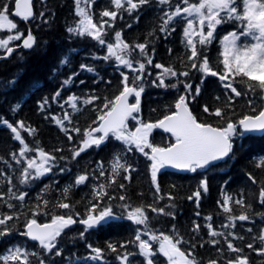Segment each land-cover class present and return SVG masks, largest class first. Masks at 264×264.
Instances as JSON below:
<instances>
[{"label":"trees","instance_id":"obj_1","mask_svg":"<svg viewBox=\"0 0 264 264\" xmlns=\"http://www.w3.org/2000/svg\"><path fill=\"white\" fill-rule=\"evenodd\" d=\"M189 2L196 3L198 0ZM175 3L183 5L182 0H170V6L161 5L157 0H149L136 10L128 11L125 4L114 21L101 16L105 10H116L112 0H94L91 10L93 20L98 25L102 20L108 21L104 28V40L116 41L115 34L120 32L129 43H147L149 51L147 55L152 58V64L146 63L143 79L137 81V84L144 88L141 94V113L145 121H154L165 113L168 114L173 109L177 97L185 94V83L192 85V95L196 87H200V94L196 95L195 99L190 97L189 103L202 121L220 126L225 124L226 119L237 121L243 115L258 113L263 106L260 99L263 93L259 89L250 91L246 78L237 77L234 82L231 81L241 92V96L234 97L230 90L224 88L225 82L218 76L202 79L200 71L190 68L187 60L189 50L183 36L185 21L177 18L169 25L168 32L160 31L165 18L164 13L174 10ZM14 4L15 0H0V8L7 5L10 16ZM75 9L74 0H35V17L32 21L12 16L17 29L0 30V37L17 32L24 35L31 30L36 37L33 48H22L16 50L10 57H0V121L7 120L13 125L23 121L26 126L35 129L34 134L21 130V136L29 147L42 148L57 157L50 173L28 184H21V172L26 167V161L21 158V162L17 163L12 153L18 156L22 145L15 140L11 130L0 123V193L6 194L0 198V218L4 215L14 216L13 220L7 222V227L12 231L0 237V252L9 245L20 243L30 247V253L37 254L29 257V264H39L40 259L44 264H94L95 260L91 258L94 253L88 247L92 245L93 248L99 247L103 250V260L106 261L97 264H121L118 257L125 251L138 253L137 246L130 243L134 240L138 226L126 219L128 211L122 205L127 204L128 207L143 206L148 212L150 222L158 229L163 231L175 229L176 233L184 236L188 249L195 250L193 251L195 257L202 264H208L209 261L227 264L229 260L237 258L238 252H232L227 248L224 236H227L236 248L241 249V253L248 256L251 264H264V255L256 251L264 246L258 238L264 227V204L259 198L260 190L264 186V167L258 166L259 161L264 158V134L238 135L228 159L212 168L196 170L197 172L193 174L164 172L159 177L158 194L155 193V186L151 181L149 159L139 154L127 160L126 165H130L132 171L129 173L121 169L115 177V183L111 182L114 157L124 152L121 143L116 140L110 139L99 148L93 147L75 159L72 158V150L79 147L80 141L84 138V131L95 126L93 121L103 108L105 98L112 100L119 95L123 75H128L129 83H132L136 76L134 71H126L115 57L104 59L109 56L105 44L101 45L91 37L69 34L66 31L79 22ZM236 26H238L236 22L220 25L210 45L203 48L197 45L198 51L209 57L212 69L218 73H223V65L220 62L221 38L230 30L236 29ZM172 28L175 31H171ZM19 43L15 42L14 45ZM69 52L72 53L66 55ZM3 53L5 51L0 50V54ZM65 56L69 58V62L67 65H61L60 61ZM158 62L165 67L171 66L177 72L176 77L165 78L166 85L175 84L176 87L158 86L159 72L155 67ZM82 64L94 66L95 70L82 69L80 67ZM185 71L189 73L188 76L179 75ZM69 77H72L71 82L64 85L63 81ZM13 81L14 84L11 83ZM57 91L60 92V96L53 99ZM72 95L79 98L75 110L70 103H65ZM91 96L99 99L91 104H85L83 101ZM229 97L233 99L229 101ZM45 99L48 103L41 109L40 105ZM249 100L253 101L251 106L248 104ZM16 105L19 107L13 111ZM204 106H207L210 112L222 108L224 117L205 113ZM65 112L71 117L70 123L64 121L68 133L61 130L53 119L63 118ZM73 128H79L80 132H73ZM68 134L72 136L71 140L68 139ZM162 139L163 134L155 132L154 140L161 142ZM57 149L62 151H56ZM34 155L37 153H27L29 158ZM60 169L65 171L61 172ZM101 172L104 174L101 175ZM82 174H87L88 180L75 185V179ZM129 175L130 179H126L125 177ZM8 177H11V185L7 182ZM204 179L208 180V191L201 192V202L197 204L195 199L189 200L188 197ZM101 184L105 185L107 195L102 198L94 197L96 189ZM120 184H124L125 187L120 188ZM69 186H71L69 192L65 195L63 190ZM10 187L17 195L26 192L28 195L24 201L10 198L11 193L8 192ZM169 194L173 197L172 200H169ZM225 195L233 198V202H230L231 213L224 212L220 207ZM120 196H125L126 199L122 201L119 199ZM158 196L164 198L158 199ZM236 199H243L244 205L235 204ZM42 200L48 201L46 207ZM38 203L41 210L35 218L40 221H49L53 215L71 214L75 218H80L88 214L93 204L98 205L97 211H102L110 204L114 215L121 219L87 231L85 225L77 222L64 230L57 238L56 249L49 253L23 235L24 225L33 218V211L36 210ZM59 203H68L71 207L62 209L57 207ZM8 204L14 207L9 208ZM149 205L163 207L166 212L171 211L174 215H158L148 208ZM76 213L80 216H76ZM197 213L199 215H196ZM241 214H247L249 220H237L235 227H224L230 224V215L238 217ZM209 216L211 220L206 219ZM208 223H211L216 231L224 233V236H210L206 227ZM195 224L200 225L198 231L193 230ZM4 227L0 225V229ZM82 232L83 238L80 235ZM233 233L234 236L230 235ZM212 239H216L218 243L212 244L210 242ZM109 243L116 245V252L108 248ZM122 244L126 247H120ZM248 244H252L253 248H248ZM57 250H61V255H55ZM129 258L130 264H145L144 258L138 254Z\"/></svg>","mask_w":264,"mask_h":264},{"label":"snow or ice","instance_id":"obj_2","mask_svg":"<svg viewBox=\"0 0 264 264\" xmlns=\"http://www.w3.org/2000/svg\"><path fill=\"white\" fill-rule=\"evenodd\" d=\"M92 0H74L76 5V14L79 17V22L75 27H69L66 31L69 34H77L79 36H88L92 39L98 41L101 45L105 44L103 39L105 25L108 21L102 20L98 25L93 21V17L90 14V10H87V6H90ZM149 0H112L115 6V11L105 10L101 13L102 17H109L111 20H115L117 13L121 8L127 5V10H136L142 5H145ZM157 3L161 5L170 4V0H157ZM86 7H82L81 5ZM180 3L176 4L174 10H170L164 13L163 25L160 28L161 32H168L169 25L175 21L177 18H182L186 21V27L183 29V36L186 38V47L189 50L187 54V60L189 61V66L192 69H197L204 75L218 76V78L225 82L224 88L230 90L234 94V97L241 96V92L233 86V83L237 77L242 79L246 78L247 86L250 91H255L259 89L264 93V0H198L196 3H190L189 0H182ZM16 16L22 18L24 21L34 18V12L32 8V0H15V13ZM41 17L43 13L40 14ZM236 22L239 24V30H233L228 32L223 36L221 44L223 51L220 53L222 60L220 61L223 65V73H218L212 69L209 63L208 56L198 51L197 45L201 48L210 45L215 39V32L217 26ZM17 29V24L9 18L7 5L0 8V30H15ZM207 29V31H205ZM171 31H175L174 28ZM23 33H15L14 35H8L7 38L0 39V49H5L8 54L13 52V48L9 46L10 42L13 40H20ZM250 38L251 42L241 43V38ZM116 42L114 44H107V51L109 56L104 57L108 59L109 57H115V59L121 65H125L127 68L132 69L136 76L134 77L131 86L129 85L128 75H123L122 78V91L119 95L115 96L112 100H107L105 98V103L103 108L100 110L97 119L93 121L96 127H89L83 133L84 138L80 141V145L72 150V158L80 156L81 153L85 152L92 146L99 147L103 144L110 136H114L117 140L123 141L128 146H135L141 153H143L151 161L150 171H151V181L155 186V193L160 192V185L157 181V174L160 170L166 166H172L177 169L190 170L195 172L199 168H204L210 165L214 161L222 160L228 157L233 150V137L238 135V127L243 129L239 135L243 136L244 133L250 132H264V107H261L256 114H246L237 121L231 119H226L225 124L222 127H214L210 123L201 122L192 113L189 108V98L195 99V95L200 94V87L197 86L195 89V95H192V85L185 83V94L179 96L178 100L174 105V111L170 114L165 115L162 119L155 123L138 120V114L140 112V97L144 91L142 85H138L137 81H142L144 70L146 64L144 62H138V67L133 68V63L126 56L130 54V50L133 46L129 45L122 39L121 33L117 32L115 34ZM35 44V37L31 32L28 33L27 37L23 39V47L31 49ZM135 49H139L140 53L147 56L146 63L151 65L152 58L147 55L145 51L147 48V43L136 44ZM69 58L65 56L61 61V65H67ZM82 69H87V71H93L92 68L87 65H81ZM156 68L162 69L159 73V84L161 87H176L173 85H166V77H176L177 72L171 67H165L162 64H156ZM75 75V73L73 74ZM179 75L188 76L187 71L180 73ZM72 77L63 81L64 85L71 82ZM232 81V82H230ZM15 83V81L11 82ZM179 83V80L177 81ZM60 96V92L57 91L53 99ZM129 97L135 98V103H129ZM78 97L75 95L69 96L65 103H70L71 107L75 110L77 108ZM99 99L96 96H91L84 100L85 104H91L94 100ZM217 99H219L217 97ZM233 97H229L231 101ZM264 101V95L260 97ZM48 101L45 99L40 107L43 109L44 105ZM251 106L253 104L252 100L248 101ZM229 107L231 104L229 103ZM19 105H16L12 110L15 111ZM203 111L210 115L216 117H224V110L222 108H216L214 111L209 110L207 106H204ZM255 112V109H253ZM137 114V115H134ZM129 118L137 120L138 126L135 127L134 131L129 130L128 121ZM55 123L60 126L61 130L68 133V129L64 125V121L71 122L70 115L65 112L63 118L53 117ZM11 132L14 134L15 140L19 141L22 147L19 150V155L12 153L13 159L17 163L21 162V158L26 161V167L23 168L21 172V184H28L30 181L39 179L50 173L55 166L57 157L49 152L44 151L42 148L32 149L24 141L21 136V130L26 132L35 133V129H32L25 125L23 121L16 122L15 125L9 123L7 120H2ZM164 129L165 131L172 134L174 141L168 144L166 147H159L153 145L149 137L153 129ZM73 132L79 133V128H73ZM68 139L71 140L72 136L68 134ZM149 149V151H145ZM131 150V147L128 149ZM56 151H62V149H57ZM28 152H35L37 155L29 158L27 156ZM63 159V157H61ZM259 167H264V158H262L259 163ZM102 168L103 165L101 164ZM123 169L125 172L132 171L130 165H126L121 162L119 155L114 157L112 162V183H115V177L119 174L120 170ZM61 172L65 169H60ZM104 173L101 172V175ZM130 179V175L125 177ZM88 180L87 174L79 175L75 179V185H80ZM9 185L12 184L11 177L7 178ZM14 187V186H13ZM69 187H66L63 191L65 195L69 192ZM120 188H124V184L119 185ZM208 191V180L204 179L200 181L199 186L193 192L191 196L188 197L189 200L195 199L196 203L199 204V199L201 192ZM11 193L10 198H14L18 201H24L25 197L28 195L26 192H20L18 195L12 192L10 187L8 190ZM6 195L5 193H0V198ZM107 195L105 191V185L101 184L98 186L94 193V197H100ZM158 199H163V196H158ZM169 200L173 197L169 194ZM259 198L262 204H264V187L261 188L259 193ZM120 200H125V196H120ZM233 198L231 196L225 195L223 203L220 207L226 213H231V203ZM43 205L46 207L48 204L47 200H42ZM237 205H244L243 199H236L234 201ZM9 208H13L14 205L8 204ZM57 207L62 209H69L71 207L68 203H59ZM122 207L127 208L128 205L124 204ZM250 207V205H248ZM98 205L93 204L88 210L87 218L80 220L79 222L85 225V231L88 229L95 228L107 222L110 218H113L114 213L111 205L105 207L102 211H97ZM148 208L152 212L168 216H173L174 213L171 211L166 212L165 208L154 207L149 205ZM40 204L36 205V210L33 211V218L29 219L24 225L26 232L23 235L30 237L34 241H38L40 248L44 249L46 252L52 253L56 249L57 238L61 236L65 229L69 228L71 225L77 223L73 218V215H53L49 223H38L35 216L39 214ZM79 216V213L75 214ZM196 215H199L197 213ZM127 218L137 225H143L144 230L137 231L133 243L138 248V253H129L125 251L118 259L121 264H129V257L133 255H140L144 258L145 264H154V258L156 252L153 250V245L148 239H142V235L147 234L150 236L151 241H159L158 253L162 254L167 258V264H198L192 255L191 251L185 252L181 250L180 245L185 243L183 237L179 236L178 233L175 235H166L160 233L156 235L150 230H147L148 226V215L143 206L135 207L133 210L127 213ZM247 214H241L237 216H229L230 224L224 225L225 228L231 226L235 227V221H247L249 220ZM13 215H4L0 218V225L5 226L0 229V237L8 235L12 229L7 227V222L13 220ZM206 219L211 220V217ZM206 227L209 230V234L212 237L224 236V233L218 232L213 229L211 223H208ZM200 228L199 224L194 225V231H198ZM147 230V231H146ZM175 231V229H173ZM251 231V229H249ZM81 238H83L84 233L82 232ZM230 235H235L230 234ZM242 239V237H236ZM262 245H264V235L258 237ZM227 242V248L232 252L242 251L236 248L231 240L227 236H224ZM212 244H217L216 239L210 241ZM91 248L94 255L91 257L94 260L103 259V250L99 247L93 248L92 245H88ZM120 247L125 248L126 245H120ZM194 247V245H193ZM248 248H253L252 244L247 245ZM108 248L112 252H116L117 247L115 244L109 243ZM259 254L264 255V246L257 249ZM37 255L36 253H29L26 249L20 247H14L7 250V254L0 256V260H3L5 264H29V256ZM55 255H61V250H57ZM39 264H44L42 259L39 260ZM208 264H217V261H209ZM227 264H249L247 257H237L235 260H229Z\"/></svg>","mask_w":264,"mask_h":264},{"label":"rangeland","instance_id":"obj_3","mask_svg":"<svg viewBox=\"0 0 264 264\" xmlns=\"http://www.w3.org/2000/svg\"><path fill=\"white\" fill-rule=\"evenodd\" d=\"M93 5H94V0L92 1V3L90 4V6H87V10H92V8H93ZM86 7V6H85ZM10 18V17H9ZM11 19V18H10ZM122 35H123V33H122ZM73 52V51H72ZM72 52H69V53H67L66 55H69L70 53H72Z\"/></svg>","mask_w":264,"mask_h":264},{"label":"water","instance_id":"obj_4","mask_svg":"<svg viewBox=\"0 0 264 264\" xmlns=\"http://www.w3.org/2000/svg\"><path fill=\"white\" fill-rule=\"evenodd\" d=\"M32 8H33V0H32ZM33 12H34V9H33ZM14 13H15V11H14ZM31 19V18H30ZM34 36V35H33ZM35 37V36H34ZM7 55H9V54H6L5 56H7Z\"/></svg>","mask_w":264,"mask_h":264},{"label":"bare ground","instance_id":"obj_5","mask_svg":"<svg viewBox=\"0 0 264 264\" xmlns=\"http://www.w3.org/2000/svg\"><path fill=\"white\" fill-rule=\"evenodd\" d=\"M34 14H35V10H34Z\"/></svg>","mask_w":264,"mask_h":264}]
</instances>
